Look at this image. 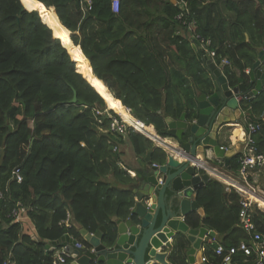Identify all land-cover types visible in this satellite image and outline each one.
Listing matches in <instances>:
<instances>
[{
	"label": "trees",
	"instance_id": "1",
	"mask_svg": "<svg viewBox=\"0 0 264 264\" xmlns=\"http://www.w3.org/2000/svg\"><path fill=\"white\" fill-rule=\"evenodd\" d=\"M38 1L44 5L36 0H0V264L7 259L8 264H52L47 241L65 233L79 237L80 228L94 233L103 226V241L110 242L116 233L112 218L131 217L134 180L121 166V153L113 150L123 138L101 132L94 111L113 109L115 102L167 136L165 116L178 118L186 109L177 101L175 80L189 96L185 104L195 95L189 82L195 89L209 82L198 71L187 73L193 57L195 63L206 65L198 59L203 53L193 50L180 28L186 31L194 22L195 32L212 39L218 58L227 56L233 64L234 69L224 68L231 84L245 79L244 70L264 45V0H176V4L119 0L118 12H113L112 0ZM221 2L230 11L229 25L234 29L228 35L215 21L220 10L215 6ZM180 13L185 17L179 19ZM41 18L61 41L68 40L66 46L70 41L74 48L80 47L81 58L69 54ZM239 29L247 32V41L237 35ZM74 92L76 102L71 103ZM240 108L247 115L245 126L247 120L260 123L255 144L264 154V89L243 100ZM106 120L104 116V126ZM148 129L153 132L151 126ZM240 132L235 134L241 136ZM126 137L136 157L152 149L153 163L166 161L165 152L142 134L129 130ZM239 155L230 157L229 169L223 166L232 174L238 172ZM15 168L21 182L15 178ZM196 197L208 218L193 212L186 218L190 226L197 228L203 222L227 247L249 242L238 220L241 197L234 190L225 191L221 182L210 179ZM14 207L27 209L38 238L24 233L21 221H13ZM67 212L72 223L65 227L60 222ZM252 214L264 238V212L254 207ZM216 258L207 261L220 264ZM247 258L246 263L252 264L253 256Z\"/></svg>",
	"mask_w": 264,
	"mask_h": 264
},
{
	"label": "water",
	"instance_id": "2",
	"mask_svg": "<svg viewBox=\"0 0 264 264\" xmlns=\"http://www.w3.org/2000/svg\"><path fill=\"white\" fill-rule=\"evenodd\" d=\"M171 2L176 4V0ZM51 31L53 37L58 38L52 28ZM199 60L208 68L213 92L198 95L197 120L189 123L184 112L178 119L165 117L167 134L176 139V146L171 148L163 164L155 165L151 159L147 162L148 174L142 180L143 188L138 191L140 195L131 219L116 220V233L110 242L103 241V226L93 235L84 228L79 229L80 235L94 248L96 258L83 255L77 259L78 264H167V252L157 249L170 248L171 244L166 241L180 232H187L186 238L194 250L200 249L201 240L196 235H205L206 228H190L185 221L198 210L197 191L210 179L205 172L197 173L196 164L207 161L212 155L228 167L230 154L217 137L229 121L228 114L238 109L237 97L251 100L264 89V50L249 68L248 78H239L236 85L230 83L211 58L204 56ZM74 102L75 92L71 99V103ZM76 242L77 239L65 233L56 241H47L46 249L57 243H67L66 251L79 255L80 250L73 248ZM189 261L198 264L191 256Z\"/></svg>",
	"mask_w": 264,
	"mask_h": 264
},
{
	"label": "crops",
	"instance_id": "3",
	"mask_svg": "<svg viewBox=\"0 0 264 264\" xmlns=\"http://www.w3.org/2000/svg\"><path fill=\"white\" fill-rule=\"evenodd\" d=\"M207 1L208 0H206V2ZM222 5H224V4L221 2L218 6H215L216 8H220V10L218 11L219 15H220V11H222V13H221L222 17L220 18L219 15H217V18H215V21H216V23H220L221 24L220 26L222 27V29H225V33H226V35H228L230 33V31L232 30L231 26L229 25V22H232V20L230 18L229 9H225V7L222 8ZM225 6H226V4H225ZM243 30L239 29L238 30L239 33H237V35L238 36L242 35L244 40L247 41L248 40V34H247V32L245 30L244 31ZM236 32H237V30H236ZM179 34L181 36L186 37L190 41V44H191V46H192L194 51H197V50L200 51V49H199V47L197 45V42L191 37V31L188 29V26L186 28V31L183 30V28H180V33ZM194 47L196 49H194ZM258 49H259L258 53L261 50H264L263 43L260 44ZM195 53H193V54H195ZM199 57H204V55L203 56L199 55ZM199 57H198V59H199ZM225 57L229 60V65H227V66H231V68L234 69L231 60L227 56H223V58H225ZM221 58H222V56H219V58H216L214 63L216 64V66L219 69H221L223 74L227 77V74L225 73V70H224V68L226 66L221 64V60H220ZM199 62H200V64L202 63V64L206 65L204 61L202 62V61L199 60ZM249 68L250 67H248V68H246L244 70V73L247 74L245 78H248V73L246 72V70H249ZM186 71H187V73L189 75H191L193 72L198 71V72L204 74L205 76H207L209 78V82L207 84L200 85L196 89L193 88V85H192L191 82H189L187 84V87H188L189 90H193V92L195 91V95L192 98L193 100L192 99L189 100L190 102L189 101L187 102L188 105L185 104V103H186V99H189V96L184 91V88H182L181 86H177V88H176V92H177V96H178V100L177 101H180L179 105H181V106L184 105L186 107V109H181L180 110V114L182 112H184L186 114V120L190 123V122H195L197 120L198 110H199L198 104H197L198 95L200 93L210 94L211 92H213V84L211 82V79H210V76H209L210 73H208L207 66L203 67L202 65H199L198 63H195L194 62V57L188 63ZM237 82H238V80H237ZM237 82L235 84H233V85H236ZM175 83L178 85L179 81L175 80ZM193 101L195 102L193 104L194 108L191 109L192 107L191 108H189V107H190V104L193 103ZM241 102H239L238 109H236L235 112L228 114V118H229L228 120L229 121L226 123V126L221 130V132L219 133V136L217 137L220 145L223 146L226 149V152H228L230 154V157L232 155L236 154V152H239L241 147L243 148V146H244V142L242 141V138H243V134H244V126L245 125H244L243 121H244V118L246 119L247 115L240 108ZM113 109L117 110L119 112L118 109H125V107L122 108L117 103H114L113 104ZM191 110H192V113L191 114L188 113V112H191ZM165 117H168V116H165ZM171 118H173V117H171ZM174 119H178V118H174ZM164 120H165V118H164ZM247 121H248L247 122L248 124L249 123H253V124L259 125V129H260V123L259 122H254V121H249V120H247ZM146 125L147 126L152 125L154 132L156 134H158L153 124H146ZM259 129H258L257 133L254 135L255 139H256V135L259 132ZM236 130H240L241 131L240 132L241 136L240 135L237 136L235 134ZM159 136H160V141L157 144L153 143L154 147L162 149L165 152L166 158H167V155L171 154V148L176 146V139L173 138L172 136L168 135V134H167V136H161V135H159ZM118 152L121 153V155H120L121 166L124 169L127 170V172L131 175V177L134 180L133 184H132V191L134 192V195H135L134 199H135V202H136L137 201V196L140 195L138 193V191L143 188V184L144 183L142 182V180H144L145 176L148 174L147 170L149 169V165H148L147 162L151 159L152 149H150L148 152H146V154L143 157H136L134 155L132 149H131V145H130V143L128 141V138L126 137V138H123L122 143L118 144ZM148 154H150V155L148 156ZM196 156H199V154H197ZM207 162L210 163V164H213V165H215L217 167L220 166V165L224 166V164L221 163V161L219 159L214 158L212 155L208 158ZM156 164H158V163H156ZM222 170H225V171L230 173V171H228L225 168H222ZM201 173H203V172H201ZM261 174L262 173H261L260 170H257L255 172H253V174L251 176V181L254 183V186L258 187L259 190H261L262 194L264 195V180H262ZM210 179H212V178L210 177ZM225 191H226V189H225ZM227 191H229V190H227ZM193 197H194V195H193ZM161 202H162V198H161ZM173 202H174V195H173ZM134 207L132 208V210L134 209ZM194 212H197V214H199V216L202 219H207L208 218V216L205 214L203 208H201L200 206H199L198 210H196ZM117 219H119V218H115V217L112 218V221L115 222L116 226H117V223H116ZM128 219H131V217L128 218ZM128 219H126V220H128ZM27 221H29L30 229H31V233H29V234L27 233V234L29 236L31 235V237L34 238V239L38 238V236L36 234V231L34 229V226L32 225L31 221L29 220V218L27 216L23 217L21 222L23 224L24 222H27ZM185 221L188 224L187 219ZM71 223H72V218L70 219V224ZM189 227L193 228L190 225H189ZM199 227L206 228L207 232L202 237H199L198 234L196 235L197 238H200V240H201V247H200V249L198 251L193 249V247L191 245V242L186 238L187 232L186 233L180 232L181 234H177L174 239L168 238V240L166 242H169L171 244L170 248H164L163 250L160 249V248L157 249L159 251L167 252V257H166L167 264H191L190 261H189V256L194 258L198 264H209L208 261H205V262L201 263V258L202 257L207 258V260L208 259H217L216 255L214 254V248H215V246L217 244H222L221 243L222 237L220 235H218L217 231H215V230L211 229L210 227L206 226L203 222H201ZM199 227H197V228H199ZM94 233H91V234H94ZM70 237L77 239L78 242H80V243H82L84 245V247L80 250V253L76 257V259L79 258L80 256L89 254L90 252L93 251L92 246L89 243H87L85 241V239L81 235L79 237H73V236H70ZM57 244H63V246L60 249L59 248H55V246ZM57 244L54 245V246H50V249H47V252H49L51 249H53L52 250V252H53L52 264H53L54 261H56L55 258L57 257L59 251L64 246H66L65 243H57ZM172 252H175L174 257H172ZM69 261L72 263V261H74V260L71 257L68 260V262ZM211 264H217V263H215V261L213 260V261H211Z\"/></svg>",
	"mask_w": 264,
	"mask_h": 264
},
{
	"label": "built area",
	"instance_id": "4",
	"mask_svg": "<svg viewBox=\"0 0 264 264\" xmlns=\"http://www.w3.org/2000/svg\"><path fill=\"white\" fill-rule=\"evenodd\" d=\"M183 5L184 7L186 6L185 2H183ZM112 7L114 10H118V0H113ZM178 18H184L183 14L180 13ZM193 23L194 22H190L187 24L188 29L191 31V37L197 42V45L203 55L215 61L218 56L216 53V48H211L212 39L195 32L191 28ZM220 60L222 65H229V60L226 57H222ZM246 72L249 73V70H246ZM245 99L248 98L245 96L237 97L238 102H241ZM125 109L129 114H131L130 109L126 107ZM94 115L98 124V129L103 133L109 132L113 134H119L122 136V138H126L128 131L133 130L134 132L142 134L155 144L160 141V136L158 134L148 130L147 125L141 120L135 118L132 114V119L129 122L125 121L119 113H111L108 110H96L94 111ZM104 116L107 117L105 126L103 125ZM258 129L259 125L253 123H247L246 126H244V134L242 138L244 146L239 152L240 166L236 174L222 170V168H224L223 165L217 167L208 163L207 161H202L196 164L197 173H207L210 177L221 182L226 190H234L241 197L239 200L240 209L238 213V220L241 228L249 236V242L240 241L237 245L228 247L224 246L223 244H217L214 248V254L219 257L220 264H247L246 261L248 260L247 257L249 256H253L252 264H264V238L257 230L252 214L254 207H257L259 210L264 212V195L262 194L261 190L254 186V183L250 180V176H252L253 172L264 167V154L257 151L254 138V135L257 133ZM113 150L117 151L118 147L114 146ZM153 164L156 165V163ZM13 173L17 182H21L22 176L20 174V170L15 168ZM2 196L3 193L0 192V198ZM15 208L17 207H14V209ZM15 211L16 210H13L12 212L14 213ZM11 215L16 220L20 221H22L23 217L26 216V214H23V217L18 218L16 214ZM70 219L71 215L69 212H67V216L60 223H63L65 226H69ZM81 246L82 245L80 242L75 243V247L79 248ZM66 256L68 255L66 254ZM66 256L59 255V263H65L67 258ZM238 257H242L243 260L236 261ZM205 261H207V258L202 257L201 262L203 263ZM8 262L9 260L7 259L3 264H8ZM53 264L58 263L54 261Z\"/></svg>",
	"mask_w": 264,
	"mask_h": 264
},
{
	"label": "rangeland",
	"instance_id": "5",
	"mask_svg": "<svg viewBox=\"0 0 264 264\" xmlns=\"http://www.w3.org/2000/svg\"><path fill=\"white\" fill-rule=\"evenodd\" d=\"M37 2H40V1H38V0H36ZM40 4H43L42 2H40ZM44 5V4H43ZM49 9V8H48ZM44 21V20H43ZM45 22V21H44ZM65 27V26H64ZM66 41H68V40H63L62 41V45L67 49V51L69 52V54H74L73 56L74 57H76V56H81L80 55V51H79V48H74L73 47V45L71 46V42L69 41V46H66L65 45V42ZM74 44V43H73ZM75 45V44H74ZM73 59V58H72ZM74 60V59H73ZM75 61V63L77 64V70L79 71V65H78V62H77V60H74ZM88 62V61H87ZM102 82H103V84L106 86V88L109 90V92L112 94V91L109 89V87L107 86V84H106V82L105 81H103V80H101ZM176 86H180V83H178V85H176ZM94 87V86H93ZM113 95V94H112ZM114 96V95H113ZM107 110L108 111H110L111 113H115V114H117V112L115 111L114 112V110L113 109H111V108H109V107H107ZM260 171H261V176H262V180H264V167H262V168H260ZM13 210H16L14 213L12 212ZM27 209L26 208H13L12 210H11V214H16L17 216H18V218L19 217H23V214H27ZM13 219V221L14 222H19L20 220H16L14 217L12 218ZM28 220V219H27ZM22 230H23V232L24 233H31V229H30V223H29V221H27V222H24L23 224H22ZM31 236V235H30Z\"/></svg>",
	"mask_w": 264,
	"mask_h": 264
},
{
	"label": "bare ground",
	"instance_id": "6",
	"mask_svg": "<svg viewBox=\"0 0 264 264\" xmlns=\"http://www.w3.org/2000/svg\"><path fill=\"white\" fill-rule=\"evenodd\" d=\"M72 43V42H71ZM71 46H72V44H71ZM74 55V54H73ZM75 58H81V56H76ZM102 92H106L105 90H101ZM107 94H109L108 92H106ZM115 102H113V104H114ZM114 111H117V110H114ZM127 111H126V109H122V111H121V113H119L118 111H117V113H119L121 116H122V118L125 120V121H127V122H129V121H131V119H132V115L131 114H129L128 112V114L126 113ZM129 115V116H128ZM152 128H153V126L152 125H150ZM149 126H147V128H148ZM149 130V129H148ZM153 133H154V130H153ZM99 230V229H98ZM93 235V234H92ZM88 243V242H87ZM66 244V246H67V243H65ZM81 247H75V244H74V246H73V248L74 249H78V250H81L83 247H84V245L81 243ZM66 246H64L60 251H59V253H58V255H57V257L55 258L56 259V262L58 263V264H62V263H59V259H58V256L59 255H63V256H66V254L68 255V256H66L67 258H66V262L65 263H63V264H66L67 262H68V260L72 257V259L74 260V261H72V264H78V262H77V259H76V257L78 256V255H76V254H74V253H70V252H67L66 251ZM92 249H93V251L92 252H90L89 254H86V255H88V256H91V257H93V259L94 258H96V256L94 255V248L92 247ZM53 249H51L50 251H52ZM4 261H6V260H4ZM4 263V262H3Z\"/></svg>",
	"mask_w": 264,
	"mask_h": 264
},
{
	"label": "clouds",
	"instance_id": "7",
	"mask_svg": "<svg viewBox=\"0 0 264 264\" xmlns=\"http://www.w3.org/2000/svg\"><path fill=\"white\" fill-rule=\"evenodd\" d=\"M112 2H113V0H112ZM118 2H119V0H118ZM120 3V2H119ZM120 6V5H119ZM112 10H113V12H118L119 11V7H118V10L116 11V10H114L113 9V7H112ZM212 178V177H211ZM212 179H214V178H212ZM136 204V203H135ZM135 206V205H134ZM27 216V215H26ZM130 218V217H129ZM63 224V223H62ZM64 225V224H63ZM71 225V224H70ZM69 225V226H70ZM65 226V225H64ZM65 227H68V226H65ZM78 242V241H77ZM202 263V262H201Z\"/></svg>",
	"mask_w": 264,
	"mask_h": 264
},
{
	"label": "flooded vegetation",
	"instance_id": "8",
	"mask_svg": "<svg viewBox=\"0 0 264 264\" xmlns=\"http://www.w3.org/2000/svg\"><path fill=\"white\" fill-rule=\"evenodd\" d=\"M242 150V147H241V149L239 150V152ZM239 152H236V154H238Z\"/></svg>",
	"mask_w": 264,
	"mask_h": 264
}]
</instances>
